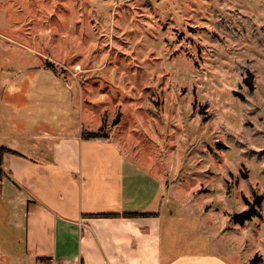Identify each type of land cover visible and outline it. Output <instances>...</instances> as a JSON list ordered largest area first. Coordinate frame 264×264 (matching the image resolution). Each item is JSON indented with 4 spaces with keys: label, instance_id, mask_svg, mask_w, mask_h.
<instances>
[{
    "label": "rangeland",
    "instance_id": "obj_1",
    "mask_svg": "<svg viewBox=\"0 0 264 264\" xmlns=\"http://www.w3.org/2000/svg\"><path fill=\"white\" fill-rule=\"evenodd\" d=\"M54 126L103 129L161 205L205 214L229 264H264V0H0V149L35 153ZM254 194L261 219L235 225ZM6 197L0 264H15Z\"/></svg>",
    "mask_w": 264,
    "mask_h": 264
},
{
    "label": "crops",
    "instance_id": "obj_2",
    "mask_svg": "<svg viewBox=\"0 0 264 264\" xmlns=\"http://www.w3.org/2000/svg\"><path fill=\"white\" fill-rule=\"evenodd\" d=\"M82 130L40 127L35 153L0 158V197L21 235L15 264H229L199 221L205 214L161 205V181L112 139L83 140Z\"/></svg>",
    "mask_w": 264,
    "mask_h": 264
},
{
    "label": "trees",
    "instance_id": "obj_3",
    "mask_svg": "<svg viewBox=\"0 0 264 264\" xmlns=\"http://www.w3.org/2000/svg\"><path fill=\"white\" fill-rule=\"evenodd\" d=\"M244 84L245 86L248 88L249 91H253L254 87L252 84V76L250 74H248V77L244 80ZM118 118V117H117ZM118 123V119L115 120V124ZM104 134V130L100 129L98 132H87V131H83L81 134V138L83 140H95V139H103L105 138ZM4 154H8V155H13V156H21L20 154H17L13 151L1 148L0 149V158L3 157ZM246 209L239 214H234L232 216L231 221L237 225V226H244V224L252 221L253 219H261V215H260V208H261V204H262V197L255 195L253 197V200L250 201L246 198L243 199ZM112 217H117L114 215H111ZM122 217L125 218H131V217H141V216H146L145 214H123L121 215ZM152 216V215H149ZM107 217V216H106ZM261 256H258V254H255L254 257L252 259L249 260L248 264H258L261 262Z\"/></svg>",
    "mask_w": 264,
    "mask_h": 264
}]
</instances>
